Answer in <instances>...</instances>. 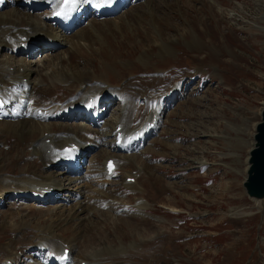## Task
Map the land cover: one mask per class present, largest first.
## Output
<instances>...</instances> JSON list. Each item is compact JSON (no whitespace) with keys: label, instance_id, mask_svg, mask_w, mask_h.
<instances>
[{"label":"rangeland","instance_id":"rangeland-1","mask_svg":"<svg viewBox=\"0 0 264 264\" xmlns=\"http://www.w3.org/2000/svg\"><path fill=\"white\" fill-rule=\"evenodd\" d=\"M146 1L149 3L150 0ZM154 2L156 10L148 15L142 12L138 16L142 20L135 24H124V29L119 28L115 35L118 43L110 44L114 46L116 58L123 60L121 65H125L132 57L140 60L148 51L149 58L144 61L146 65H141L139 72L131 76L136 84L143 85L141 79L151 81L159 76L160 80L155 81L156 84L151 82L157 93H165L180 84V92L172 101L164 104L159 128L149 140L143 155L132 160L139 161L141 169L145 170L142 174L156 175L161 180L156 184L152 182L150 188L153 191L164 189L165 193L158 201L148 200L149 208L145 209L148 213L143 211L146 219L143 223L158 220L164 224L159 225L160 231L153 229L151 235L145 233L142 238L154 240L159 232H167L170 239L167 242L170 249L167 258L170 264H264V210L247 198L243 188L246 159L253 144L255 123L260 122L264 108V0ZM126 7L134 8L133 0ZM19 9L26 12L23 8ZM9 10L7 7L2 13ZM123 11L118 15L122 16L125 13ZM104 26V33L100 38L105 36L113 41V31H108V27ZM113 27L116 25H112ZM76 34L74 32L67 36L73 37ZM40 35H44L43 38L49 45L55 44L54 40L47 38L48 35L39 33L38 36ZM197 37L196 45L194 39ZM92 38L100 39L99 35ZM98 40L97 44H102ZM24 43L28 44L29 41ZM64 48L53 56L61 53L66 49ZM51 56L48 50H41L31 56L21 55L17 60L26 59L32 64V69H35L38 65L51 67ZM5 58L6 51L3 49L0 51V59ZM91 58L93 61L89 67L94 66L101 70L103 61L100 56L94 54ZM129 78L130 76L126 77L121 84H128ZM24 84L27 85L28 82ZM103 95L109 97L107 93ZM114 101L116 103L107 115L105 126H112L118 118L120 101L112 99L110 103ZM144 105H137L136 109L140 114L154 109V106L145 109ZM27 106L29 104L26 103L22 110ZM70 121L69 119L68 125ZM46 123H53V120ZM77 126L82 127L85 124ZM1 151L2 148L0 153ZM100 156L99 151L89 157L81 172V178L85 182L92 179V184L87 185L90 186L88 189L95 192L94 197L90 196L94 198L93 202L102 187L107 193H115L119 200H111L105 204L104 212H91L88 218L91 217L90 220L98 226L85 235V238L78 234V240H73L76 235L73 232L77 230L78 224L71 220L69 225L65 224V227L57 229L62 241L74 242L75 251L70 260L73 262L74 259L72 264L80 262V256L85 258L96 250L99 251L98 248L104 244L121 247L124 242L125 246L132 245L135 234L133 227L140 228L135 224L137 216H133L140 212L134 192L123 184L127 171L119 170L118 175L108 184L102 181V176L90 177L92 172L104 169L107 156ZM16 157L5 159L0 154V163L2 161L3 165L6 164L9 171L8 166ZM48 171L45 176L57 177L60 172L58 169ZM4 173L0 169V175ZM68 179L69 177L64 179L65 186L72 190V187H68ZM65 186L58 184L56 187L61 190ZM78 190L76 192H80ZM76 196L82 197L77 194ZM19 197L14 199L18 200ZM11 198L4 197L7 203L0 201V214L19 216L28 211L25 206H34L32 201L26 204L24 200L23 205L21 201L14 203L13 196ZM73 200L77 199L71 197L69 201ZM63 205L65 203L61 201L53 208L56 211L62 209ZM72 206L73 203L66 204L68 211L61 213H65L61 220L68 217L69 208L75 210ZM122 210L126 211L125 219L121 218L122 221L117 222L116 215H123ZM74 213L72 211L71 216ZM31 218L32 216L29 217V222L32 221ZM55 220L44 217L41 220L42 225L38 227L51 225ZM13 221L15 219L9 223ZM12 238L13 236L0 235L2 247H6ZM85 242H98L100 247L95 245L86 249ZM66 245L68 244L65 247ZM26 262L29 263L28 260Z\"/></svg>","mask_w":264,"mask_h":264},{"label":"bare ground","instance_id":"bare-ground-1","mask_svg":"<svg viewBox=\"0 0 264 264\" xmlns=\"http://www.w3.org/2000/svg\"><path fill=\"white\" fill-rule=\"evenodd\" d=\"M31 1L33 2L32 10H26L23 13L19 9L22 5L21 1L0 0V3H6V6L0 9V51L3 49L6 51V58L0 59V97H4L7 103V107L0 113V148H2L0 154L5 159L6 157L17 156L16 159L11 160L8 166L9 171H7L6 164L3 165L2 161L0 163V169L5 171L4 174L0 175V201L7 203L4 197L9 199L11 196L19 197L20 195L34 201V206H25L28 207V211L19 216L0 214V235L13 236L6 247H2L0 244V264H8V261L11 264H23V257L26 256L34 257L37 262L40 261V264L71 263L70 261V263L63 262L61 253L63 249H68L70 251L69 257L72 259L75 251L74 242L62 241L57 229L60 230V227L65 224V226L69 225L71 220L78 224L77 230L73 232L76 234L73 240H78V234L81 238H85V235L98 226L97 223L90 220L91 217L88 218L91 212H104L105 204H108L111 200H119L116 199L115 193H107L102 187L99 190L100 192L96 194V201L93 202L94 198L91 197H94L95 192L88 189L90 186L87 185L92 184V179L90 182H85L84 178H81V172L85 166L82 167V163L94 152L93 149L96 152L100 151V157L107 156L106 161L114 159L117 169L110 177L104 166V169L100 172H92L90 177H93V175L95 178L102 176V181L108 184L116 177L119 169L127 171L123 184L124 187L134 192L140 212L136 213L139 215L134 214V212L133 216H137L135 218L138 220L135 219L137 221L135 224H138L137 226L140 228L133 227L135 234L133 242H131L133 244L130 246H125V243L122 242L121 247L115 244H104L99 249L100 244L98 245V242H85L87 244L86 249L98 245L99 251L96 250L94 254L85 258L80 256L79 260L81 261H78L77 264H170L167 258L170 252L167 246V242H170L167 232H159L154 240L142 238L145 233H153V229L160 231L159 225L164 224L158 220L155 222H149L148 220L149 223H143L146 222L143 211L147 207L149 208L148 203L150 202L148 200H160L165 194L164 189L153 191L150 184L152 182L154 184L159 183L160 179L156 175L149 174L146 176L142 174L144 169H141L138 164L139 161L134 162L132 160L143 155L150 137L154 136L159 128L161 115L164 112V104L170 102L167 100V95H172L174 99L180 92V84L173 86L172 89L170 88L166 91L167 93H157L151 86V82L155 83V81L160 80L159 76L151 81L141 79L143 85L136 84L131 76L139 72L141 65H146L144 61L149 58L147 57L149 56L148 51H146L145 57L142 56L140 60L132 57L129 61L125 60L127 61L124 63L125 65H121L123 60L116 58L114 46L113 44L110 45L112 42L118 43L115 35L116 32H119V28L123 30L124 24L138 22L142 18L138 17L142 12L148 15L155 9L156 2L154 0H150L149 3L146 0L137 1L134 8H126L122 16L113 15L114 13L104 16L102 14L104 0H82L81 6L88 9L87 13L80 15L79 22L73 28L65 29L63 25H54L51 22L48 10L40 12L41 7L37 4L49 0ZM51 4L53 5L54 2ZM7 7L10 8L6 12L7 14L2 13ZM109 23L116 25L117 28H112ZM78 26H81L82 29H79L80 27L76 29ZM103 26L109 29L105 30L113 31L114 35H111L113 41L110 38L106 39L105 36L103 39L100 38L104 33ZM73 31L75 34L79 32L73 37H68L67 35L74 33ZM39 33L48 35L47 38L54 40L57 45H49L47 41V43H43L41 37L43 38L44 35L38 36ZM98 35L99 40L102 42L100 45L97 44L99 43L97 42L98 39L94 40L92 38L93 36L96 38ZM36 36L38 37L35 38ZM14 38H17V40L15 41ZM24 41H29V43L25 44ZM194 41L197 45L198 37ZM22 45L24 47H21ZM43 45L48 47L47 50L52 54L51 61L53 65L51 67H40L42 65H38V67L32 69V64L27 62L26 59L17 60L21 54L28 55L34 47L39 46V49H42ZM63 48L65 50L53 56ZM216 51H218L217 48ZM94 54L100 56L103 61L101 62V70L95 69L94 66H92L93 69L89 67L93 61L91 56ZM21 68H24V73L20 71ZM128 76H130L129 83L126 85L121 84V81ZM24 80L28 82L27 85L24 84ZM105 93L109 97L103 95ZM22 99H26L27 104H29L25 110H22L20 103ZM112 99L120 101V104L117 102L119 108L116 122L110 127L105 126L107 121L104 116L102 121L95 122L94 125L90 124L91 119L94 120L100 113L104 114V112L107 113L111 110L116 103V101L110 103ZM91 100L92 102H90ZM143 100L145 102H142ZM79 102L81 104H77ZM139 104H143L145 109L153 106L154 109L146 110L143 114H140L136 109ZM89 105H92L94 113L87 118L88 125L85 124V126L79 127L74 123L75 126H73L71 121L68 125V120H72V117L74 120H77L80 116L84 117L83 114L77 111L82 112ZM14 110H18V116L23 119H18L13 114ZM39 111H42L43 116L38 115ZM62 113H64V116H62ZM67 114L69 115L68 118ZM94 115L95 117H93ZM49 120H53V123H46ZM155 121L156 127L154 130L148 131V124ZM257 123H255V128ZM102 125L103 128L99 129L100 131L95 130L97 129L96 126ZM119 126L122 127V132L126 135L122 145H117L119 139L116 137V129ZM145 130H147V134L142 140L137 141L131 137L133 134L136 137ZM151 133L153 134L147 138V141H144ZM89 144L96 145L98 149H95V147L89 150L87 146ZM74 146L78 148L72 152L74 156L80 157L77 165L82 164L81 167L71 173L62 171L57 177L53 175L45 176V173H49V165L59 164L63 155L68 153L67 149ZM86 147L90 153H86ZM252 147L248 150V153ZM135 149L137 150L135 151ZM112 153H114V156H111ZM42 173V176L45 177L41 176ZM66 176L69 177L67 181L70 182L68 187H72V190L63 183ZM128 178H134L135 183H127ZM58 184L65 187L60 190L56 187ZM50 189L65 193L64 196L68 198V201H65V205L61 207L62 209L55 211V208H53L55 205L51 199L46 198V194ZM77 190L80 192H76ZM74 193L82 195V197H77ZM71 197H75L77 200L69 201ZM16 200L14 199V201ZM23 200L21 197L18 199V201ZM69 202L73 203L72 207L75 210L69 208L68 217L61 220L65 215V213H61L68 211L66 204ZM72 211L75 213L71 216ZM122 211L124 212L123 215H116L118 216V218L116 217L117 222L122 221L121 218L125 219L126 211ZM30 216H32L31 222L28 221ZM44 217L49 220L56 219L54 223H59V225L55 226L53 223L38 227L40 224L42 225L41 220ZM14 219L15 221L9 223L10 220ZM132 224L134 225V223ZM156 242L160 244L155 245ZM65 244H68V246L65 247ZM51 252L55 253L54 258H49L48 255ZM43 255L46 261L41 260Z\"/></svg>","mask_w":264,"mask_h":264},{"label":"water","instance_id":"water-1","mask_svg":"<svg viewBox=\"0 0 264 264\" xmlns=\"http://www.w3.org/2000/svg\"><path fill=\"white\" fill-rule=\"evenodd\" d=\"M254 144L247 160L246 177L243 182L245 195L264 210V108L257 123Z\"/></svg>","mask_w":264,"mask_h":264},{"label":"snow or ice","instance_id":"snow-or-ice-1","mask_svg":"<svg viewBox=\"0 0 264 264\" xmlns=\"http://www.w3.org/2000/svg\"><path fill=\"white\" fill-rule=\"evenodd\" d=\"M99 7V5H97Z\"/></svg>","mask_w":264,"mask_h":264}]
</instances>
